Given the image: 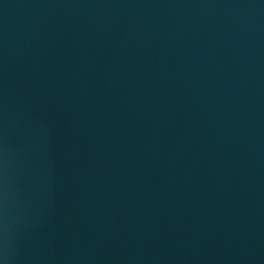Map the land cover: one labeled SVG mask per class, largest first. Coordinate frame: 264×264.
<instances>
[{"label": "water", "instance_id": "95a60500", "mask_svg": "<svg viewBox=\"0 0 264 264\" xmlns=\"http://www.w3.org/2000/svg\"><path fill=\"white\" fill-rule=\"evenodd\" d=\"M0 264H264V0H0Z\"/></svg>", "mask_w": 264, "mask_h": 264}]
</instances>
